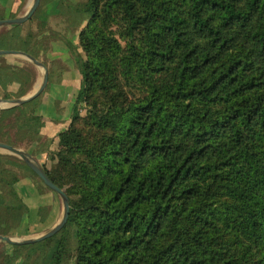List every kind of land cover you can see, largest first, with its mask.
I'll return each instance as SVG.
<instances>
[{
	"label": "trees",
	"instance_id": "1",
	"mask_svg": "<svg viewBox=\"0 0 264 264\" xmlns=\"http://www.w3.org/2000/svg\"><path fill=\"white\" fill-rule=\"evenodd\" d=\"M49 1L81 14L64 20L77 45L38 20L26 33L25 23L0 32V49L45 64L51 39L72 49L82 86L44 169L91 205L71 207L54 236L13 244L0 264H264V0ZM35 78L33 68L0 65L7 98L26 95ZM130 80L146 93L127 99ZM40 96L0 109L1 142L36 140ZM16 160L0 154V175Z\"/></svg>",
	"mask_w": 264,
	"mask_h": 264
},
{
	"label": "crops",
	"instance_id": "2",
	"mask_svg": "<svg viewBox=\"0 0 264 264\" xmlns=\"http://www.w3.org/2000/svg\"><path fill=\"white\" fill-rule=\"evenodd\" d=\"M82 1L77 0L76 2ZM14 7L15 0H0V15L3 14L2 11L9 12ZM44 21L48 23L50 30L64 34L63 36L74 45L78 44V33L69 32L67 25H60V22L57 21V25L54 24L53 26V20ZM49 43V49L43 56L49 69V82L36 102V113L42 120L41 129L36 140L25 150L43 167L46 166L47 168H50V163L54 162L51 159V152L57 149L59 134L70 126L75 112L76 97L82 86L81 70L69 45L64 39H51ZM78 53L83 55L82 49H79ZM19 57L21 54L0 55V65L4 63L24 66ZM35 67L39 66L35 65ZM34 82L33 84H36L38 81ZM18 89L19 84L16 83L7 88L8 92L12 91L13 93H16ZM29 92L24 96H27ZM12 98L21 97L14 96ZM12 98L5 97V88L0 83V109L13 107L2 100ZM0 154L11 155L14 158L17 156L10 151L3 152L0 150ZM21 164L23 163L19 159L15 162L5 163L4 169L7 172L4 176L3 173L0 175V178L5 177L7 181H10L14 192V195H11L8 188L0 187V235L10 236L16 240L36 238L49 232L61 222L64 215V204L61 196L51 188L48 189L43 186L39 179L30 170L21 167ZM69 197L70 205L73 208L91 205V201L85 196L70 195ZM9 208L16 210L8 213ZM12 245V243L0 240V255L2 252L10 251ZM16 264H21V259L17 260Z\"/></svg>",
	"mask_w": 264,
	"mask_h": 264
},
{
	"label": "water",
	"instance_id": "3",
	"mask_svg": "<svg viewBox=\"0 0 264 264\" xmlns=\"http://www.w3.org/2000/svg\"><path fill=\"white\" fill-rule=\"evenodd\" d=\"M41 2L42 0H34L32 6L26 11L25 14L21 16L0 19V27L7 26V25L23 24L27 22L34 16V14L36 13V11L41 5ZM4 54H21L25 56L26 58L30 59L35 65L42 67L44 69V76H43L42 83L40 84L38 89L32 94L21 97V98L2 99V100L11 104L12 106H16V105H21V104L30 102L33 99L37 98L40 94H42L43 91L47 88L48 82H49V69L47 65L41 60L35 58L34 56L30 54H27L26 52L22 50L0 49V55H4ZM0 148L18 155L38 175V177L42 179V181L45 183L46 186L56 191L61 196L63 200V204H64V215H63L61 222L49 232L39 237H36V238H28V239H23V240H16L15 238H12L10 236L0 235V240H4L12 244H32V243H37V242L43 241L47 238L54 236L55 234H57L64 228V226L67 224L69 220L70 213H71L69 195L62 188H60L58 185H56L52 181V179L49 177V175L45 171L42 164H40L35 158H33V156H31L30 153L18 147H15L11 144L1 142V141H0Z\"/></svg>",
	"mask_w": 264,
	"mask_h": 264
},
{
	"label": "rangeland",
	"instance_id": "4",
	"mask_svg": "<svg viewBox=\"0 0 264 264\" xmlns=\"http://www.w3.org/2000/svg\"><path fill=\"white\" fill-rule=\"evenodd\" d=\"M34 0H26L24 3L20 2V1H16L15 0V7L11 10H9V12L6 11H2L1 15H3V18H10V17H17V16H21L23 14L26 13V11L32 6ZM42 9L39 12V15L34 18L32 17L29 21L25 22L24 25V29L23 32L26 33L28 30L32 29L35 30L37 28V24H38V20H53V26L54 24H56V22H60V25H69L66 24V22L64 20H74V18L80 17L81 19V14L80 13H74V16L71 12H66L65 10H61V11H56L55 10V6L52 2H50L49 0H42ZM74 3L77 0H72ZM86 0H83L81 3L85 2ZM0 15V16H1ZM84 20V19H83ZM10 26V25H9ZM9 26H2L0 27V32H2L3 30H6V28H9ZM61 28V27H60ZM110 30L112 31V33L120 40L121 44L123 46L126 45V40L123 39L121 37V35L119 34L120 30H119V26L117 24V22H112L110 24ZM64 31V30H63ZM50 46V45H49ZM83 56H84V51H82ZM21 63L24 66L33 68L36 71V78L35 81L37 80L38 82H36V84H33L35 86L32 85V89L31 92H29L28 95L32 94L33 92H35L38 87L40 86V84L43 81V76H44V69L42 67H35V65L32 63V61L28 58H26L25 56L21 55ZM43 62V61H42ZM82 76V75H81ZM38 78V79H37ZM35 83V82H34ZM122 87L125 90V97L129 100L131 99H137L141 96H143L146 93V89H144L142 86H140L136 81L130 80L127 83L122 82L121 83ZM44 92V91H43ZM24 97V96H22ZM82 115L86 114V110L85 108H83L80 112ZM109 118L113 119L114 122L116 123H121L123 121V119L118 115V114H111L109 116ZM8 129V128H5ZM4 129V130H5ZM13 136V135H11ZM20 148V147H18ZM22 150H26L27 148H25V145L21 147ZM3 152H7L3 149H0ZM53 152H51L52 154ZM18 156V155H17ZM15 156L17 159L20 160L21 163H23V160L20 157ZM53 164H55L54 162L50 163V167L54 166Z\"/></svg>",
	"mask_w": 264,
	"mask_h": 264
}]
</instances>
